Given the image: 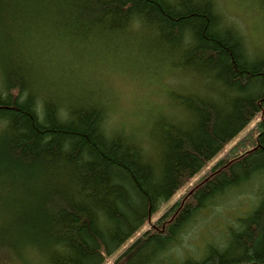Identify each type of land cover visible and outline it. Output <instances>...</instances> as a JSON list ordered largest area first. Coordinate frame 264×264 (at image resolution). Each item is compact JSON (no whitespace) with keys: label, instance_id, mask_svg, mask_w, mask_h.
Segmentation results:
<instances>
[{"label":"trees","instance_id":"16d2710c","mask_svg":"<svg viewBox=\"0 0 264 264\" xmlns=\"http://www.w3.org/2000/svg\"><path fill=\"white\" fill-rule=\"evenodd\" d=\"M130 27L203 88L173 90L182 117L153 123L145 144L112 135L98 105L40 97L27 63L31 36L108 44ZM263 108L264 50L214 0H0V264H101ZM259 172L264 113L114 264H264V193L225 244L182 263L172 252L210 195Z\"/></svg>","mask_w":264,"mask_h":264},{"label":"rangeland","instance_id":"374dc122","mask_svg":"<svg viewBox=\"0 0 264 264\" xmlns=\"http://www.w3.org/2000/svg\"><path fill=\"white\" fill-rule=\"evenodd\" d=\"M215 2L222 17L242 32L249 48L263 51L264 16H262L260 0H215ZM134 29L136 28H130V32ZM127 36L118 37L113 39L112 43L102 45L94 41L91 44L74 43L70 40L58 43L59 41L50 39L40 48L38 56L44 61L42 67L51 69L62 80V85L59 87L60 93L63 94L61 101L65 102L63 99L75 100L86 95L91 96V99L100 102L105 107L108 115L106 122L108 128L129 133L145 144L150 131H146L142 123L146 122V119L150 121L153 116H155L154 120L160 115L176 114L180 117L181 114L173 111L174 104L170 93L172 90L177 91L191 84L188 83V79L184 81L185 73L175 68L173 59H167L163 54L146 48H150L149 44H146V47L142 46L135 37L133 40H128ZM124 38H127V41H123ZM195 81L193 78V82ZM191 87L189 89H192ZM69 89L74 91V97L68 93ZM94 89L97 91L94 92ZM50 92L54 91L50 89ZM263 113L264 108L263 111L256 113L236 136L227 141L197 173L164 201L152 215V219L159 217L190 185L204 175L223 152L241 138ZM251 186L249 182H244L230 197L235 198L243 194L241 193L242 188ZM263 188L264 179L254 186L253 197L249 195L251 191L247 190L244 192L246 194L239 196L238 201L227 203L217 201L216 206L212 205V207L203 209L194 218L191 226H187L173 252L199 255L203 251L204 244L213 238L207 230L209 228L216 230L217 234L220 232L221 236H226L231 224L237 218L244 217L257 207L263 198ZM147 225V223L142 225L111 257H108V260L120 254L146 229ZM197 229L201 232L195 236L192 240L193 245H191V237ZM218 236L220 237V234ZM202 244L203 246H194Z\"/></svg>","mask_w":264,"mask_h":264},{"label":"bare ground","instance_id":"6f19581e","mask_svg":"<svg viewBox=\"0 0 264 264\" xmlns=\"http://www.w3.org/2000/svg\"><path fill=\"white\" fill-rule=\"evenodd\" d=\"M214 4H215V8H216V11H217V13H218V15L221 17V20H222V23H223V25H226V26H229V27H232L233 29H235L237 32H239L240 30L239 29H237L233 24H231V23H229V22H227L224 18H222V16H221V13H220V11L218 10V8H217V6H216V2H215V0H214ZM260 6H261V9H262V11H263V14H262V16H264V0H260ZM131 28V27H130ZM130 28L128 29V30H125L124 32H122L121 34H116L115 36H114V38L116 39V38H118V37H124V35H126L127 36V34H128V40L129 39H131V40H133L134 39V37L137 39V41H138V43H141L142 44V46H146V44H148L149 43V45L150 46H153L154 45V43L153 42H157L156 41V39H155V37L153 36V34H151V33H149V32H147V31H144V30H139V29H134V31L133 32H130ZM241 32V31H240ZM242 33V32H241ZM48 40H50V39H47L45 36H39V37H36L35 35H34V37H32L31 36V41H32V43H34V44H38V45H41V47L43 46V45H45L46 43H48ZM51 41H52V39H51ZM110 41H112V40H110ZM123 41H127V38H124L123 39ZM78 43H79V40L77 41ZM81 42V41H80ZM95 42V41H94ZM85 43H92V41L90 40V39H87L86 41H85ZM112 43V42H111ZM104 44V43H103ZM109 44V43H108ZM28 45L30 46V42H28ZM102 45V44H101ZM103 46H105V45H103ZM40 47V48H41ZM147 48H149V47H147ZM256 49H258V48H256ZM40 51V50H39ZM158 53V52H157ZM159 54H161V52H159ZM33 61V62H32ZM31 61V63L32 64H30V62L28 61L27 63H28V65L30 66L31 65V67L33 68V71H32V73H31V76L33 77L32 79H33V82H34V84H35V86L37 87V88H40L41 86H46L47 87V89H45V90H43V91H41V93L42 94H40V97H43V98H45V97H51L52 99H54V100H58L59 102H62V103H65L66 102V104L67 103H77V102H79V103H86V104H93V105H98V106H100V109L105 113V115H106V118L108 117V115H107V111H106V109H105V107L100 103V102H98V101H96V100H94V99H91V96H89V95H86V96H84V97H78V98H76L75 100H68V99H63L65 102H63V101H61V98H62V96H63V94L62 93H60V89H59V87L62 85V80L60 79V77L57 75V74H55V72H53V71H51V69L49 70L48 68H45V67H42L43 66V60H41V59H39V57H35V59L33 58V60ZM183 72V71H182ZM184 73V72H183ZM185 77H186V79L184 80V81H186L187 79H188V83L189 84H191V85H193L194 84V82H193V79L191 78L192 76L190 75V74H186L185 73ZM190 85V86H191ZM201 86V85H200ZM199 85H195L194 87H193V89L192 90H194L195 92L196 91H200L201 90V88L202 87H200ZM209 86V85H208ZM48 89H49V91H48ZM50 89L51 90H53L54 92H50ZM203 89V88H202ZM65 91V90H64ZM95 91H97L96 89H94V92ZM173 91V90H172ZM74 91L72 90V89H69L68 90V93L72 96V97H74V93H73ZM172 93V92H171ZM171 93H170V97H171ZM172 100V99H171ZM102 106V107H101ZM263 115V114H262ZM171 117L172 116H167V115H160V116H158V117H156V119L154 120V118H155V116H153V117H151L150 118V121H149V119H146V122H144V123H142V125H143V128L144 129H146V131H150V130H152V128H153V123H155V122H158V121H162V120H164V119H166V118H168V119H171ZM251 121V120H250ZM249 121V122H250ZM258 121V120H257ZM256 121V122H257ZM248 122V123H249ZM255 122V123H256ZM1 123V122H0ZM254 123V124H255ZM253 124V125H254ZM252 125V126H253ZM251 126V127H252ZM250 127V128H251ZM249 128V129H250ZM111 129V128H110ZM248 129V130H249ZM247 130V131H248ZM111 131H112V135L113 134H115L116 132H118L117 130H112L111 129ZM144 131V130H143ZM246 131V132H247ZM152 132V131H151ZM151 132H150V134H149V138H151ZM117 134V133H116ZM136 136V135H135ZM137 137V136H136ZM149 138H148V140H149ZM240 139V138H239ZM225 144V143H224ZM147 145V144H146ZM224 146V145H223ZM230 148V147H229ZM228 148V149H229ZM227 149V150H228ZM226 150V151H227ZM225 151V152H226ZM225 152H223V154L225 153ZM222 154V155H223ZM221 155V156H222ZM220 156V157H221ZM219 157V158H220ZM218 158V159H219ZM210 159H212V158H210ZM209 159V160H210ZM217 159V160H218ZM208 161V160H207ZM207 161H204V163L202 164V166H201V168L203 167V165L207 162ZM217 162V161H216ZM215 162V163H216ZM214 163V164H215ZM214 164L206 171V173H204V175H202L200 178H202L203 176H205L206 174H208L209 173V171L212 169V167L214 166ZM200 168V169H201ZM199 169V170H200ZM198 170V171H199ZM197 171V172H198ZM197 172H195V173H197ZM194 173V174H195ZM194 174H192L191 176H193ZM191 176H189L186 180H188ZM199 178V179H200ZM198 179V180H199ZM262 179H264V173H261V172H259V173H257L256 175H253V176H251L250 178H248L245 182H249V184H251L252 186L250 187V188H247V187H243L242 189H243V191L241 192V193H243V194H246V193H244V192H246L247 190H249V191H251V194H249L251 197H253V192H252V190H253V188H254V186L255 185H257V184H259L260 182H262ZM185 180V181H186ZM198 180H196L195 182H197ZM184 181V182H185ZM183 182V183H184ZM194 182V183H195ZM194 183L192 184V185H190L189 187H191V186H193L194 185ZM242 186V185H241ZM188 187V188H189ZM240 187V186H239ZM239 187L237 186V187H235V188H231V189H229V190H227L226 192H224V191H221V192H215V193H213L212 195H210L208 198H207V201H208V204L206 205V207H204L203 209H206V208H208L209 206H211L212 207V205L213 206H216V202L217 201H220L221 203H227V202H232V201H238V198H239V196L240 195H243V194H239L237 197H235V198H232V197H230V195L233 193V194H235V192H237L238 190H239ZM262 192L264 193V188L262 189ZM163 203V202H162ZM161 203V204H162ZM160 204V205H161ZM160 207V206H159ZM158 207V208H159ZM168 209V208H167ZM166 209V210H167ZM202 209V210H203ZM218 209V208H217ZM158 210V209H157ZM156 210V211H157ZM165 210V211H166ZM202 210H200L199 212H197L195 215H194V217L192 218V220H190V221H188V223H186L184 226H183V228H182V230H181V233H180V238H182V235H183V233L185 232V230L187 229V226H191V223L194 221V218H196V216L202 211ZM155 211V212H156ZM164 211V212H165ZM154 212V213H155ZM164 212L159 216V217H161L163 214H164ZM153 213V214H154ZM152 214V215H153ZM217 215V214H216ZM159 217H157V218H159ZM241 218V217H240ZM154 219H156V218H154ZM154 219H152V217L148 220V221H146V222H144L142 225H144V224H149L150 222H151V220L153 221ZM238 219L239 218H237L236 219V221H234L232 224H231V228L229 229V232L231 231V230H233L234 228H237V222H238ZM142 227V226H141ZM149 228V226L147 225V227H146V229L144 230V231H146L147 229ZM208 230V232H209V234H211V235H213V238L208 242V244H213V245H215L216 247H219V246H221L222 244H225L228 240H229V232H228V234L226 235V236H221V233L219 232L218 234L216 233L217 231L216 230H214V229H212V228H209V229H207ZM144 231H142L141 232V234L144 232ZM201 232V230H199V229H197V232L191 237V241H190V243H191V245H193L192 244V240L195 238V236H197L199 233ZM220 234V237L218 236ZM216 236H218V237H216ZM179 238V239H180ZM135 240V239H134ZM180 241V240H179ZM133 242V241H132ZM179 243V242H178ZM177 243V244H178ZM131 244V243H130ZM129 244V245H130ZM176 244V245H177ZM128 245V246H129ZM176 245L174 246V248L176 247ZM205 245V244H204ZM122 246V245H121ZM194 246H203V244L202 245H194ZM126 248V247H125ZM124 248V249H125ZM174 248H173V250H174ZM123 249V250H124ZM202 249H203V247H202ZM123 250L121 251V253L123 252ZM173 250H172V252H173ZM115 252V251H114ZM113 252V253H114ZM113 253H111L110 255H107V256H105V258L103 259V261L101 262V264H114V262L119 258V255L121 254H118L115 258H113V259H109L108 260V257H111V255L113 254ZM173 254L174 255H176L177 256V258H178V262H180V263H182V262H184V261H186V259H191V257H194V258H196L197 256H193V255H191V254H188V253H185V254H178V252L176 253V252H173ZM108 260V261H107ZM248 264H258V263H248Z\"/></svg>","mask_w":264,"mask_h":264}]
</instances>
